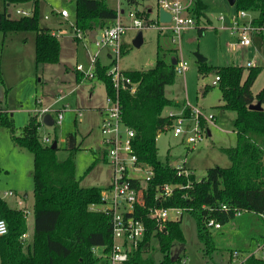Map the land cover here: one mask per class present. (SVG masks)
Segmentation results:
<instances>
[{
  "label": "trees",
  "instance_id": "16d2710c",
  "mask_svg": "<svg viewBox=\"0 0 264 264\" xmlns=\"http://www.w3.org/2000/svg\"><path fill=\"white\" fill-rule=\"evenodd\" d=\"M73 1L74 23L82 33L101 31L113 24L119 14L117 9L107 6L106 0ZM143 1L124 0L128 7L139 6ZM193 1L192 8L188 10L190 16H204L205 5L200 0ZM0 4L3 7L0 11V32L3 37L9 33L33 32L35 64L58 63L61 45L58 38L39 25L38 0H0ZM21 5H31L32 16L12 18L8 8ZM233 6L239 13H254L252 25L264 24V0H235ZM148 14L146 10L135 12L136 17L145 21H148ZM205 29L199 28L198 35L204 34ZM124 53L122 41L121 56ZM175 61L177 64L178 61ZM176 64L157 57L151 69L122 71L132 84L137 83L134 94L128 90L130 84L127 90L117 93L122 120L135 133L133 149L138 160L154 171V177L143 192V206L137 205L132 215H125V218L132 216L141 220L145 229L137 248L130 252L124 264H181L185 244L181 217L174 220L168 215L160 226L150 218L149 208H177L182 210V214L191 215L195 220L196 237L206 256L215 251L212 237L215 230L207 226L209 221L218 223L222 228L235 218L237 211L261 218L264 215V110H249L252 104L260 103L262 108L264 105V88L255 96L251 92L261 67L248 68L244 77L245 68L241 66L216 70L198 62L201 73L212 70L216 73L218 80L213 85H217L221 91L219 108L235 112L232 126L237 142L236 146L222 150L230 161L229 167L209 168L205 176L197 181L193 172L187 177L178 176L173 166L161 163L157 157L156 139L163 131L172 130L174 123L173 117L164 112L175 106L165 96V87L174 82ZM107 68L108 65L97 62L94 77L103 82L106 96L113 98L116 92L106 76ZM80 77L81 74L75 71L76 83ZM184 115L187 117L189 113ZM204 124L202 121L201 127ZM9 125L12 131L11 122ZM38 127L36 118L31 116L22 134L13 136L19 145L28 148L33 157L31 240L27 242L23 239L27 233L26 216L10 208L0 198V219L7 227L6 233L0 236V264H108L107 256L113 244L111 218L91 210V206L101 205L102 189L81 187L76 179L73 158L69 156L65 161H58L57 140L54 139L57 145L52 149V143L47 144L38 137ZM66 141L68 144L75 142L72 135ZM75 148L74 144L72 149ZM101 155L105 161L103 151ZM188 183V188H185ZM166 184L179 185L182 189L176 188L170 197H165L161 189ZM222 206H226L227 211ZM154 243L161 256L158 261L154 257ZM261 246L263 257L247 255L243 264H264V238Z\"/></svg>",
  "mask_w": 264,
  "mask_h": 264
},
{
  "label": "rangeland",
  "instance_id": "374dc122",
  "mask_svg": "<svg viewBox=\"0 0 264 264\" xmlns=\"http://www.w3.org/2000/svg\"><path fill=\"white\" fill-rule=\"evenodd\" d=\"M200 1L205 5L204 16L192 15L195 25L185 30L177 43H172L170 33L161 34L151 25H146L142 30H127L122 37L125 53L119 61L120 69L125 72L151 69L157 57L186 63V72L176 73L174 82L165 87V96L175 106L165 109L164 114L171 112L180 115L195 109L205 118L213 116V124H204L202 139L193 146L174 137L172 130L168 129L159 134L156 147L158 160L163 164L175 166L185 159L186 167L193 172L197 181L205 176L209 168L230 166L222 150L236 146L237 137L232 126L235 112L219 108L221 91L217 85H213L216 73L214 70L201 73L196 55L206 59L205 67L216 70L227 66L244 67V77L248 68L260 66L251 92L255 96L264 88V42L262 46L257 42L264 38L249 32L251 45L241 46L239 33L232 35L237 25L239 32L248 27L255 14L247 12L245 18H240L235 6H231L227 0ZM48 4L65 10L68 20L63 21L55 14L51 16ZM106 4L112 9L118 7L117 0H106ZM39 5V25L42 28L69 30V25L75 21L73 0H39ZM119 5L125 11L121 15L124 25L131 22L130 13L141 10L150 11L147 18L150 24L156 22L155 0H144L133 7L119 0ZM2 9L0 4V11ZM16 9L30 13L31 5L9 7L8 13L12 18L18 17ZM43 16L48 19L44 20ZM199 28H206L204 34L198 35ZM139 31L142 32L143 43L135 48L132 40ZM99 33L96 30L85 32L80 38L61 35L58 39L61 45L59 62L36 65L33 32L9 33L5 37L0 32V198L10 208L26 216L27 233L23 239L27 242L31 240L33 226V157L28 148L19 145L13 136L22 134L31 116L36 118L39 125L37 135L42 141L44 138H48L50 143L57 140L58 161H65L69 156L73 158L76 179L81 187L103 189L111 181L112 169L101 155V114L98 109L106 104L104 84L98 79L89 80L83 76L78 83L75 79L76 66H82L84 72L91 69L89 55L98 54L100 60L105 61L104 51L98 52L93 43L95 35ZM59 97L63 99L57 101ZM50 105L53 109H63L61 123L52 127L42 123L43 115L39 112ZM77 111L81 112V116L76 115ZM51 116L56 118V112H52ZM69 135L74 137L75 149L69 148L66 141ZM92 164L93 167L88 170ZM9 191L13 193L11 200L5 196ZM175 215L169 211L170 219H175ZM181 229L185 237L181 264H243L247 255L263 257V252L257 247L261 246L264 238V218L255 214L244 213L223 225L221 230L213 231L215 251L207 256L203 254V246L196 237L195 220L188 213L181 216ZM153 246L154 257L158 261L161 256L157 253V244ZM234 252L239 253L235 258Z\"/></svg>",
  "mask_w": 264,
  "mask_h": 264
},
{
  "label": "built area",
  "instance_id": "2783aa9c",
  "mask_svg": "<svg viewBox=\"0 0 264 264\" xmlns=\"http://www.w3.org/2000/svg\"><path fill=\"white\" fill-rule=\"evenodd\" d=\"M157 10L163 9L170 15V21L168 23H160L156 14V22L149 23L136 17L135 13H130L129 17L131 22L124 25L120 20L121 14L119 11L117 19L108 27L101 30L99 36H95L93 43L98 52L104 51L108 59V68L106 70V76L110 79L112 87L116 92L115 97L106 96V104L100 110L101 124L100 134L102 142V151L104 152L105 161L112 169L111 181L107 187L103 188L100 194L99 206H91V210L102 212L111 218L112 223V236L113 244L111 250L107 256L108 264H124L129 258V254L132 250L136 249L138 242L142 239L144 232V225L141 220H136L134 217H127L125 215H132L134 213L135 206H143V192L146 184L154 177V171L146 164H143L138 160V156L133 149V139L135 137L134 131L126 126L122 120L121 106L118 100L117 93L122 90H127V86L130 84L129 92L134 94L136 92L137 83L132 84L128 78L122 74V70L119 67V61L121 59V45L122 37L127 30L136 29L142 30L146 25L155 27L159 32L170 33L172 43H177L180 40L181 34L192 28L195 23L190 16L188 10L191 7L192 1L183 0H155ZM33 10L30 13L24 10L16 9L15 14L18 17H30ZM55 14L62 18L67 19L68 14L65 10L54 11ZM246 12H240L239 17L245 18ZM44 19H48L44 16ZM252 21V20H251ZM249 22L248 27H244L239 32V27L233 29L232 35L236 32L239 33L238 42L241 46L251 45V39L248 33H256L264 38V24L262 26H254ZM68 29H56L49 30L50 34L56 38L61 35L68 34L72 38H80L82 32L76 27L75 23L69 25ZM89 62L91 69L84 72L82 66H76L75 71L81 74L85 79H95L94 67L99 62L98 54L89 55ZM249 66L252 64L249 62ZM188 69L185 62H177L176 72L183 74ZM218 78H215L213 84L216 83ZM59 97L57 101L62 100ZM186 109V108H185ZM43 117L45 115H51L52 112H56V118H53L54 125L60 124L63 119V109H53L52 105L40 109L39 111ZM77 116H81V112H76ZM168 116L173 117L174 123L172 127L173 136L176 138L184 139L188 145H195L202 139L203 127L201 122L205 124H213V116L203 117L199 111L195 109L189 110V115L186 117L183 113L180 115H174L168 113ZM43 119V118H42ZM53 125V126H54ZM207 132V131H206ZM45 143L49 144L50 140L44 138ZM177 171V175H184L185 177L191 174V171L186 167V160L180 161L179 164L173 166ZM133 182H139V186ZM186 185L185 188H188ZM176 188L182 189L179 185H164L162 192L165 197H170ZM9 199L13 197L11 191L5 193ZM161 197V191L160 195ZM222 209L227 211L226 206H222ZM169 211L174 212L176 215L174 220H178L182 215V210L173 209H161V208H149L148 213L151 219L156 220L161 226L168 219ZM241 211H237L235 217L241 216ZM264 218V215H262ZM207 226L213 230H219L221 227L214 221H209ZM7 231L5 222L0 219V236H3ZM262 246H259L257 250L262 251ZM239 253L234 252L233 258ZM244 262V261H243ZM240 263V262H239Z\"/></svg>",
  "mask_w": 264,
  "mask_h": 264
},
{
  "label": "water",
  "instance_id": "95a60500",
  "mask_svg": "<svg viewBox=\"0 0 264 264\" xmlns=\"http://www.w3.org/2000/svg\"><path fill=\"white\" fill-rule=\"evenodd\" d=\"M227 2L233 6L234 3H235V0H227ZM156 14H157V17H158V21L160 23H168L170 21V15L168 13H166L163 9L159 8L157 11H156ZM143 43V37H142V32L139 31L137 33V35L135 36V38L132 40V45L135 47V48H139ZM196 60L197 62L199 63H204L206 61L205 58L201 57L200 55H196ZM172 64L175 65L176 64V61L172 59ZM263 108L261 107L260 103H256V104H252L249 106V110H252V111H261ZM42 123L45 125V126H48V127H52L54 125L53 123V118L51 117V115H45L42 119ZM209 135V133H208ZM56 142H52L51 144V148L52 149H55L56 148ZM74 146V144H72L71 142H69V148L72 149Z\"/></svg>",
  "mask_w": 264,
  "mask_h": 264
},
{
  "label": "crops",
  "instance_id": "0c3cea01",
  "mask_svg": "<svg viewBox=\"0 0 264 264\" xmlns=\"http://www.w3.org/2000/svg\"><path fill=\"white\" fill-rule=\"evenodd\" d=\"M118 1V7H117V10L119 9V11H120V14L122 15V14H124V9H121V6L119 5V0H117ZM48 6V13L51 15V16H53V14H55V12L54 11H60L61 9L60 8H57L56 6H54V5H51V4H48L47 5ZM38 8H40V5H39V0H38ZM148 13H150V11L148 10ZM9 14V13H8ZM10 15V14H9ZM55 15H57V14H55ZM58 17H60L59 15H57ZM69 17V16H68ZM68 17H67V19H65V18H62V17H60L63 21H67L68 20ZM43 18H44V16H43ZM45 20V19H44ZM47 20V19H46ZM120 20H121V17H120ZM46 29H48V30H56V29H51L50 27H45ZM58 30V29H57ZM99 31V30H98ZM99 32H101V31H99ZM100 34V33H99ZM99 34L98 35H95V36H99ZM70 37V36H69ZM58 39H59V37H58ZM25 40H27V38L25 37ZM257 42H259V45L260 46H262L263 45V43L262 42H264V40H259V41H257ZM61 52V51H60ZM104 58H105V61H101L100 60V58H99V63H101L102 65H108V59H107V56H106V53L104 52ZM100 110H101V108L100 109H98V112L100 113ZM208 133H209V131H208ZM209 135H210V133H209ZM10 200V199H9ZM262 245V244H261ZM258 248V247H257Z\"/></svg>",
  "mask_w": 264,
  "mask_h": 264
}]
</instances>
